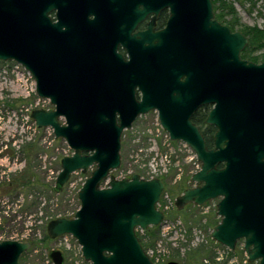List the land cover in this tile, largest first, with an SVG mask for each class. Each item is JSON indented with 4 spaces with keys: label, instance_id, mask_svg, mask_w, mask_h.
Returning a JSON list of instances; mask_svg holds the SVG:
<instances>
[{
    "label": "water",
    "instance_id": "1",
    "mask_svg": "<svg viewBox=\"0 0 264 264\" xmlns=\"http://www.w3.org/2000/svg\"><path fill=\"white\" fill-rule=\"evenodd\" d=\"M132 1L168 7L170 19L153 37L133 36L131 60L113 69L108 53L93 45L87 8L73 0H0V60L33 76L37 95L54 105L31 112L36 127L53 128L73 150L61 159L54 192L73 173L95 167L78 191L74 217L50 220L47 234L71 235L90 264H154L137 231L165 219L158 208L164 181L139 173L117 178L112 171L122 164L123 132L157 110L170 140L187 143L201 163L191 177L196 185L176 198L177 209L219 198L221 221L211 238L231 250L243 240L248 261L264 264V61L241 56L248 37L216 19L212 0ZM207 103L213 106L207 122L216 127L212 147L190 120ZM32 245L0 241V264H18ZM49 258L65 264L61 250Z\"/></svg>",
    "mask_w": 264,
    "mask_h": 264
},
{
    "label": "rangeland",
    "instance_id": "2",
    "mask_svg": "<svg viewBox=\"0 0 264 264\" xmlns=\"http://www.w3.org/2000/svg\"><path fill=\"white\" fill-rule=\"evenodd\" d=\"M235 5L243 24L264 27V0H255V4L246 1L245 5ZM22 75L31 76L29 89L17 82V77ZM29 75L22 65L0 60V182L17 176L30 162L38 179L54 186L61 171L62 157L72 155L73 150L66 140L55 137L53 128L40 129L35 126L31 112L47 106L54 108V105L49 99L37 95L36 84L34 91L31 90V83L36 82ZM60 121L64 122V118L61 117ZM28 142L37 146L38 154L34 157L33 153L31 159H27L21 151ZM121 156L120 168L112 171L117 178L133 173L146 176L153 172L166 185L167 194L161 198L160 208L164 211L167 209L165 220L171 223L169 226L161 224L145 238L151 246L148 249L162 250L158 251L161 255L155 264H167L170 260L181 264L259 263L258 260L248 261L243 240L238 241L235 250H231L211 238L214 227L209 222L213 213H217L219 198L202 206L187 205L182 210L176 208L179 186L184 183L190 185V176L200 169L201 163L185 142H171L155 112L139 116L132 128L123 132ZM94 168L91 167L87 173H73L57 195L42 191L39 207L31 206L34 197L27 196V189L13 199L8 195L0 196V241L15 239L33 244L22 254L18 264H54L49 258L53 249L64 253L65 264H90L83 258L80 245L71 235L51 239L46 238L45 234L50 220L70 217L79 209L78 191ZM106 185L107 181L102 183V186ZM218 218L221 221V217Z\"/></svg>",
    "mask_w": 264,
    "mask_h": 264
},
{
    "label": "flooded vegetation",
    "instance_id": "3",
    "mask_svg": "<svg viewBox=\"0 0 264 264\" xmlns=\"http://www.w3.org/2000/svg\"><path fill=\"white\" fill-rule=\"evenodd\" d=\"M73 4H76L77 7L87 8L89 13L88 16H86V19L89 21L90 29L95 36L93 45H96L97 48H103L104 51L108 53L110 67L113 69H124L125 62L131 60L129 46L131 45V39L133 36H140L142 33L146 32L148 33L143 36H155L167 27L171 15L170 8L159 7V5L154 2L141 3L132 0H73ZM50 17L53 22L58 20L56 11L51 12ZM122 61L124 62L123 64ZM144 75L146 77V73H144ZM135 97L138 101L142 100L143 91L139 86L135 88ZM212 107L211 104H203L199 106L190 117L191 122L199 127L203 135L212 131V127H215L207 122ZM150 112H155L159 117V111L152 110ZM141 176L147 179L157 177L156 175ZM191 177L192 175L189 180L190 185L187 188L196 185L191 181ZM182 193H180V195ZM166 194L167 191L165 185V190L161 198H165ZM160 206L161 203L159 202V209H161ZM164 212L166 218L167 211L165 210Z\"/></svg>",
    "mask_w": 264,
    "mask_h": 264
},
{
    "label": "trees",
    "instance_id": "4",
    "mask_svg": "<svg viewBox=\"0 0 264 264\" xmlns=\"http://www.w3.org/2000/svg\"><path fill=\"white\" fill-rule=\"evenodd\" d=\"M214 4V12L215 17L221 23L227 24L232 31L240 30L248 37V44L245 49L241 52V56L245 59L254 61V62H263L264 61V27H260L255 24L253 26L243 24L240 21L236 3H240L242 5L246 4V1L255 4V0H212ZM212 127V126H211ZM212 131L205 133L204 137L206 143L209 147L213 146V138L215 127H212ZM37 146L32 142H28L22 146V153L25 155L27 159H31L33 153L34 157L38 154L36 152ZM222 166V165H220ZM189 179V178H188ZM187 179V181H188ZM187 183L181 184L178 188V194L182 193L184 189H186ZM54 186L47 182H41L38 179L37 174L34 170V166L28 162L26 168L23 172L19 173L17 176H13L11 179L6 180L4 182H0V196L8 195L12 199L20 196V193L23 189L28 190L27 196H33L34 198L31 200V206L39 207L42 203V198L40 197V193L42 191L50 192L52 195H57V193L53 190ZM162 201V200H161ZM160 201V203H161ZM193 205V204H190ZM79 207V206H78ZM5 211V210H4ZM72 216H64L67 218H72ZM220 222L217 213L214 212L213 216L210 218V226H215ZM157 227H150L147 231H137V234L142 242L143 247L148 250L150 244L145 241L147 235L152 234ZM46 238H49L47 234H45Z\"/></svg>",
    "mask_w": 264,
    "mask_h": 264
},
{
    "label": "built area",
    "instance_id": "5",
    "mask_svg": "<svg viewBox=\"0 0 264 264\" xmlns=\"http://www.w3.org/2000/svg\"><path fill=\"white\" fill-rule=\"evenodd\" d=\"M31 75V74H30ZM29 75V76H30ZM33 77V76H32ZM30 78H31V76H30ZM29 77H25L24 75H22V76H18L17 77V82H20V86L21 87H25V88H27V89H29L30 88V85H29V83H28V81H29V79H30ZM19 84V83H18ZM35 84L36 83H31V90L32 91H34L33 90V88L35 87ZM44 109H51V107L50 106H47V107H45ZM36 126V125H35ZM170 138V137H169ZM186 145H188L187 143H185ZM189 146V145H188ZM190 147V146H189ZM191 148V147H190ZM192 149V148H191ZM165 171V170H164ZM151 172V171H150ZM151 174V176H154V175H157L156 173H153V172H151L150 173ZM167 208H168V206H167ZM166 211H167V209H165ZM170 223H171V221H169V220H164V222L162 223L163 225H170ZM157 245H160V244H158L157 243ZM161 246V245H160ZM161 250V249H160ZM160 250H158V248H156V249H148L147 250V253L149 254V256L151 257V259L153 260V262L155 263L156 262V260H158L159 259V257H160V255H161V253H158V251H160ZM162 251V250H161ZM157 254L158 256H155V254Z\"/></svg>",
    "mask_w": 264,
    "mask_h": 264
},
{
    "label": "bare ground",
    "instance_id": "6",
    "mask_svg": "<svg viewBox=\"0 0 264 264\" xmlns=\"http://www.w3.org/2000/svg\"><path fill=\"white\" fill-rule=\"evenodd\" d=\"M171 142H172V140H171Z\"/></svg>",
    "mask_w": 264,
    "mask_h": 264
}]
</instances>
